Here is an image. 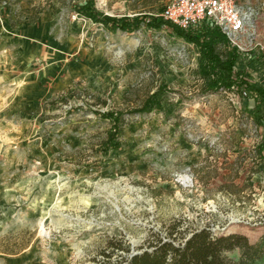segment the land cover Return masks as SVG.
<instances>
[{
    "label": "rangeland",
    "instance_id": "374dc122",
    "mask_svg": "<svg viewBox=\"0 0 264 264\" xmlns=\"http://www.w3.org/2000/svg\"><path fill=\"white\" fill-rule=\"evenodd\" d=\"M85 1L0 0V264H95L108 236L139 250L175 220L264 245L255 93H205L196 44L166 26L110 31L75 11ZM165 2L96 0L117 15ZM257 39L236 69L264 87V17ZM108 110L126 113L106 154Z\"/></svg>",
    "mask_w": 264,
    "mask_h": 264
},
{
    "label": "trees",
    "instance_id": "16d2710c",
    "mask_svg": "<svg viewBox=\"0 0 264 264\" xmlns=\"http://www.w3.org/2000/svg\"><path fill=\"white\" fill-rule=\"evenodd\" d=\"M75 11L110 31L134 32L142 26L158 29L164 26L188 42L197 45L201 60L200 68L205 79L203 91L220 90L252 91L255 96L246 102V109L264 122L260 114L264 106V87L252 84L243 71L236 69L240 51L233 46L227 36L210 21L182 29L170 21L160 18L154 12L137 11L129 14H109L97 6L96 0H87L75 6ZM224 45V50L218 48ZM167 92V85L161 84L150 94L141 106L129 110V114L150 111L156 105L159 95ZM252 101V102H251ZM124 110L99 112L103 118L111 121V129L104 143L106 154L120 148L119 136L125 121ZM256 158L264 160V137L255 150ZM258 160V161H259ZM139 253H133L132 245L123 235L108 236L104 245L93 259L95 264H254L264 256V245L252 242L240 232L216 233L210 227L185 226L181 220H175L164 231H152ZM239 251V257L230 253Z\"/></svg>",
    "mask_w": 264,
    "mask_h": 264
},
{
    "label": "built area",
    "instance_id": "2783aa9c",
    "mask_svg": "<svg viewBox=\"0 0 264 264\" xmlns=\"http://www.w3.org/2000/svg\"><path fill=\"white\" fill-rule=\"evenodd\" d=\"M158 15L182 29L208 20L233 46L243 49V39L246 44L258 43L264 4L260 0H166ZM244 93L249 95L247 91Z\"/></svg>",
    "mask_w": 264,
    "mask_h": 264
},
{
    "label": "crops",
    "instance_id": "0c3cea01",
    "mask_svg": "<svg viewBox=\"0 0 264 264\" xmlns=\"http://www.w3.org/2000/svg\"><path fill=\"white\" fill-rule=\"evenodd\" d=\"M98 6V5H97ZM99 7V6H98ZM106 12V11H105ZM129 15H133V14H129ZM259 53L260 55H262V52H260V50H259V48L258 49H256L255 51H254V53ZM251 55H253V54H251Z\"/></svg>",
    "mask_w": 264,
    "mask_h": 264
},
{
    "label": "water",
    "instance_id": "95a60500",
    "mask_svg": "<svg viewBox=\"0 0 264 264\" xmlns=\"http://www.w3.org/2000/svg\"><path fill=\"white\" fill-rule=\"evenodd\" d=\"M139 252H141V251H139V250H134L133 251V253H139Z\"/></svg>",
    "mask_w": 264,
    "mask_h": 264
}]
</instances>
